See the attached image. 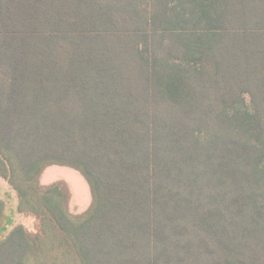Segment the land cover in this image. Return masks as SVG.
<instances>
[{
	"label": "trees",
	"instance_id": "obj_1",
	"mask_svg": "<svg viewBox=\"0 0 264 264\" xmlns=\"http://www.w3.org/2000/svg\"><path fill=\"white\" fill-rule=\"evenodd\" d=\"M0 179V264H264V0H0Z\"/></svg>",
	"mask_w": 264,
	"mask_h": 264
},
{
	"label": "rangeland",
	"instance_id": "obj_2",
	"mask_svg": "<svg viewBox=\"0 0 264 264\" xmlns=\"http://www.w3.org/2000/svg\"><path fill=\"white\" fill-rule=\"evenodd\" d=\"M244 108L250 112L249 104ZM15 176L21 179L24 178L23 173L18 171ZM58 180L66 182L71 194L70 203L66 213L69 215H76L86 211L92 203V196L89 186L81 174L70 167L51 165L48 166L38 177V184L41 186H48ZM32 194L26 192V195L23 197V201L21 202V210H18V206L20 205L16 197V192L9 186L7 181L0 179V200L5 202L4 214L8 215L11 211H13L14 225L20 224L28 232L34 233L37 230L38 221L33 212L40 210L45 206V204L41 199ZM1 238L2 237L0 236V240ZM34 263V259L31 256L26 261V264Z\"/></svg>",
	"mask_w": 264,
	"mask_h": 264
}]
</instances>
